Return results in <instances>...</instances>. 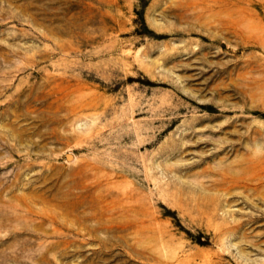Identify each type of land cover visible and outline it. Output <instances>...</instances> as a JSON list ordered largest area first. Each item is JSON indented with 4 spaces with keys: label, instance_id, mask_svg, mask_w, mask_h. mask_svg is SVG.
<instances>
[{
    "label": "rangeland",
    "instance_id": "374dc122",
    "mask_svg": "<svg viewBox=\"0 0 264 264\" xmlns=\"http://www.w3.org/2000/svg\"><path fill=\"white\" fill-rule=\"evenodd\" d=\"M0 264H264V0H0Z\"/></svg>",
    "mask_w": 264,
    "mask_h": 264
}]
</instances>
